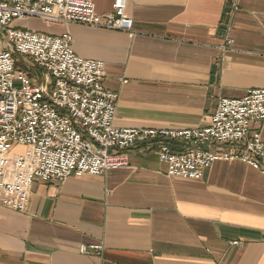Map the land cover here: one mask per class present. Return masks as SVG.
<instances>
[{"label":"crops","instance_id":"crops-1","mask_svg":"<svg viewBox=\"0 0 264 264\" xmlns=\"http://www.w3.org/2000/svg\"><path fill=\"white\" fill-rule=\"evenodd\" d=\"M91 1L100 15L114 12L116 0ZM126 14L129 33L15 25L42 22L46 34L71 35L79 57L105 63L117 128H204L221 99L264 89V0H126ZM252 130L264 141V123ZM128 155V168L101 176L36 180L26 212L1 209L0 264H264L261 169L219 161L191 180L169 177L154 146Z\"/></svg>","mask_w":264,"mask_h":264},{"label":"built area","instance_id":"built-area-1","mask_svg":"<svg viewBox=\"0 0 264 264\" xmlns=\"http://www.w3.org/2000/svg\"><path fill=\"white\" fill-rule=\"evenodd\" d=\"M113 8L100 15L91 0H0V210L26 212L36 180L62 184L72 176L128 168V152L145 144L157 148L169 177L201 180L216 162L234 160L264 174V141L260 130H252L264 123V89L243 99H221L204 128H117L119 94L103 86L105 63L79 57L69 34L15 26L37 19L49 26L131 32L126 0H116ZM231 46L227 38L223 48ZM21 59L44 71L40 83L33 82ZM14 145L24 152L12 154Z\"/></svg>","mask_w":264,"mask_h":264},{"label":"rangeland","instance_id":"rangeland-1","mask_svg":"<svg viewBox=\"0 0 264 264\" xmlns=\"http://www.w3.org/2000/svg\"><path fill=\"white\" fill-rule=\"evenodd\" d=\"M15 26L18 29H22L23 27H25L27 29H35V30H37L38 32H41V33H47V31H46V28L47 27L42 22L37 23V24L18 23ZM1 40H0V51L2 50V41H3V40L2 41ZM24 150H25L24 147H22V146H15L14 145L13 150H12V154H20V153H23Z\"/></svg>","mask_w":264,"mask_h":264}]
</instances>
